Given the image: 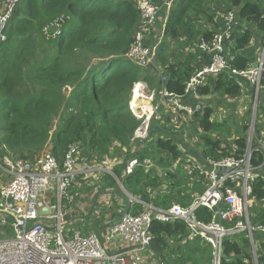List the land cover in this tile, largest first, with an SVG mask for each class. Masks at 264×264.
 I'll return each mask as SVG.
<instances>
[{"label":"trees","instance_id":"16d2710c","mask_svg":"<svg viewBox=\"0 0 264 264\" xmlns=\"http://www.w3.org/2000/svg\"><path fill=\"white\" fill-rule=\"evenodd\" d=\"M215 1V7L223 11L221 13L234 10L237 19L245 22V26L250 24L264 37V8L251 1ZM203 8L204 0H176L169 7L155 55L156 65L166 74L165 90L169 93L183 94L192 74L209 63L207 52L198 48L179 59L183 52L178 48L187 45L184 41L199 36L209 44L213 40L214 31L207 27L210 18H204ZM61 16L68 17V20L60 35L46 39L40 34L45 25ZM138 24L139 12L133 0H17L3 31L6 39L0 43V159L3 156L32 159L46 148L49 141L50 152L57 158L62 157L67 146L76 141L83 143V152L96 157L107 155L110 145L115 142L126 146L140 123L128 108L132 88L138 82L151 86L153 79L147 68L123 57ZM196 25L202 28L196 29ZM245 26L234 24L230 38L224 42L225 51L229 47L235 53L228 58L232 69H245L251 65L242 51L251 42L253 29ZM171 45L176 46L179 53H169ZM94 59L99 61L92 64ZM213 93L237 96L240 86L230 73L207 76L205 85L197 88V94L203 97ZM62 105L68 116L52 132V120ZM197 106L199 110L192 115L196 116L195 131L202 144L204 159H219L232 147L242 154L245 150L242 134L246 124L232 133L228 118H212L211 106L203 103ZM157 121L154 117L151 119L150 133L155 141L150 140L149 146L138 152L137 157L139 160L148 157L164 170L180 156V148L163 129L157 131L158 136L154 133ZM263 160L262 151L252 144L250 165L258 168ZM148 173L139 166L133 174L123 178V185L145 201L152 199L159 208H168L177 197L175 203L190 204L187 180L186 184H169L170 180H178L175 174L167 171L164 181L168 191L164 193L160 188L163 179ZM108 178L105 176L100 186L112 191L116 184L112 185ZM251 196L256 201L264 199V178L260 175L253 183ZM195 215L199 220L209 221L212 212L200 207ZM150 233V249L160 258L170 240L178 241L170 248L173 253L177 248V260H168L166 264H201V261L211 264L208 246L199 242L180 244L187 234L182 222L155 220ZM221 264H253L250 243L244 234L224 242Z\"/></svg>","mask_w":264,"mask_h":264},{"label":"built area","instance_id":"2783aa9c","mask_svg":"<svg viewBox=\"0 0 264 264\" xmlns=\"http://www.w3.org/2000/svg\"><path fill=\"white\" fill-rule=\"evenodd\" d=\"M133 2L139 12V24L123 57L154 72L158 80V99L146 83L140 85L139 101L136 104L132 100L128 102L129 111L140 123L126 146L115 142L107 155L96 157L83 152V143L76 141L57 158L48 151L49 141L32 159L8 156L0 159V264H147L148 255L152 256L153 264H166L150 249V227L155 220L182 222L187 234L180 244L199 242L208 246L211 264H221L226 240L244 234L250 243L253 264L261 263L262 255L257 252L259 244L254 234L264 232V221L253 222L251 213L252 186L257 177L254 173L257 168L250 165L254 136L247 139L249 148L242 154L232 147L219 159L205 158L207 166L190 159L182 160L180 167L185 171L191 198L187 206L172 203L168 208H159L152 201L129 192L123 185V178L133 174L139 166L145 172L155 168L160 172L157 176L163 179L160 188L165 193L164 170L148 157L141 160L137 157L151 140V119L161 118L159 111L162 109L172 110L171 113L180 111L187 116L195 114L200 108L198 104L194 107L183 104V98L197 96V88L205 85L207 76L221 73L247 78L256 106L257 96L264 89V46L253 65L245 69L231 68L224 42L230 38L236 16L234 10H229L222 14L225 28L214 33L212 42L209 44L201 39L197 43L199 50L207 52L209 63L192 74L183 94L169 93L165 90L166 74L156 65L154 56L167 19L166 14L158 26L159 12L167 11L172 0L159 4L152 0ZM16 3L17 0L0 1V43L6 39L3 31ZM67 20L68 17L61 16L48 23L42 34L46 39L56 38ZM53 28L57 30L51 31ZM155 30L157 41L148 43L147 38ZM142 99L148 100L150 107L143 105ZM254 122H250L252 128ZM255 140L259 144V136ZM173 164L175 169L177 162ZM118 168L121 176L116 173ZM105 176L114 178L120 192L100 186ZM108 193L123 202L115 208L111 218L110 203L105 199ZM43 207H48L50 212L38 215L37 211ZM200 207L212 212L209 221L196 217L195 211Z\"/></svg>","mask_w":264,"mask_h":264},{"label":"crops","instance_id":"0c3cea01","mask_svg":"<svg viewBox=\"0 0 264 264\" xmlns=\"http://www.w3.org/2000/svg\"><path fill=\"white\" fill-rule=\"evenodd\" d=\"M152 1L155 2L156 4H159L163 0H152ZM175 1L176 0H172V3ZM227 1H231V0H227ZM239 1L241 3L251 1V2L258 4L262 8H264V0H239ZM215 6H216L215 0H204V8H203L202 14L204 15L205 19L210 18V20H208V22H207L208 29L213 30L214 33H219L225 28V20H224L223 15H222L224 13H221L223 11H220L219 8L215 7ZM168 11H169V9L167 11H166V9L160 10L159 17L157 19L158 20L157 24L159 23L160 20L161 21L164 20L166 14H168ZM237 23L245 26V22H241L240 19L236 18L235 24H237ZM158 26H159V24H158ZM245 27H247V28L251 27L253 29V36H252L251 42L245 48V50L242 51V53L248 57V59H249L248 63L253 64V63H255L256 59L259 57V55L261 53V49L264 46V37H262L260 34H258L255 31L254 27H252L250 24H246ZM198 28L201 29L202 27L196 25V29H198ZM156 34H157V30L152 32V34L147 38L148 43H155L157 41V35ZM200 39H201V37L199 36L198 38H196L192 41H189V42L184 41L183 43H185L187 45L184 47L178 48L179 50H181L183 52V53L181 52L182 55H181V58H179V59L182 60L183 57H186L189 54V52H194L195 50H197V43ZM169 42L171 43V41H169ZM170 48L171 49L169 50V53H179L178 50L176 49V46L171 45ZM226 53H227L228 58H231L235 55V53H233L229 47L226 48ZM155 55H156V48H155ZM235 78L238 81L239 86H240V93L237 96H233V97L228 96V95L218 96L217 94H214V93L204 95L203 97H201V96L199 97V95H197V96L189 95L185 99L182 100V103L187 104L191 107H194L195 105L202 104V103L207 105V106H211L212 118L219 117L220 119H222L223 117H226V118L230 119L231 120V131L234 132L235 129L233 128V126L235 127V126L240 125V124L244 125V122H245L244 120H245L246 116H248L247 111L246 112L240 111V109L243 108V106L238 107V104L240 103L239 101H242L243 104L246 101H249L251 99L252 89H253L247 78H244V77H235ZM141 83L142 82H138V84H141ZM143 83H145V82H143ZM147 87L150 88L149 85ZM209 98H213V99L222 98V99H225L227 101L221 103L218 106H215L212 104H208L206 101H204V100H207ZM202 100H203V102H202ZM215 103H218V101L216 100ZM258 103L260 105L259 107H261V116H260L261 117V124L260 125L263 128L260 137L264 138V89H262L260 91V98L258 99ZM238 110L240 112H238ZM171 111L172 110H170V112ZM179 113H181V112L180 111H175V112L173 111L170 114V117H168L169 120H167V121L172 122V123L176 122L177 121L176 116ZM182 113L179 117L185 121L186 127H189L190 125L187 123L188 121L186 118V114H182ZM187 117H189V118L191 117V119H194L195 123L193 125V130H191V131L196 133V131H195V126H197L196 116L190 115ZM226 118H224V119H226ZM189 135H191L190 132H189ZM192 137L190 136V138H192V139H190L191 141L186 140L187 138L185 139V137H182V138L180 137V138L175 139V142L178 144V146L180 148V156L176 160L177 164H180L182 162V160L185 161L188 159L194 160L195 162H198V163H205L204 162L205 159L202 155L201 141L199 138H196V136L192 135ZM256 148L259 149L260 151H262L263 156H264V140H259V144L256 145ZM204 165L207 166L206 163ZM254 173L257 176L258 175L264 176V160H263L262 165L254 170ZM177 180L178 181L170 180L169 184H172V182H175L176 184L181 183V181L183 180V175L179 174V176H177ZM98 190H101L100 187ZM172 190H173V192L175 191L174 188H172ZM166 191H168V188L166 189ZM105 199L110 203V209H108V211L110 212L109 217L111 218V215L115 214V208H118L119 206L123 205V202L121 200H119V198L116 197L113 193H108V195L105 197ZM150 201H152V199H150ZM251 213L253 215L252 216L253 222L259 223V222L264 221V199L259 200V201L254 200V208L251 211ZM254 240H255L256 244H259L257 247L258 248V250H257L258 254L262 255L260 258L261 259L260 264H264V253H263L264 252V232H256L254 234ZM173 257H174V254H173ZM153 263L154 262H153L152 256L148 255L147 256V264H153Z\"/></svg>","mask_w":264,"mask_h":264},{"label":"rangeland","instance_id":"374dc122","mask_svg":"<svg viewBox=\"0 0 264 264\" xmlns=\"http://www.w3.org/2000/svg\"><path fill=\"white\" fill-rule=\"evenodd\" d=\"M57 30V28H53L51 31H56ZM63 32V31H62ZM42 36H44L42 33H40ZM46 40V39H45ZM51 52L52 53H54V50H51ZM99 60H96V59H94L93 61H92V64H95V63H97ZM254 64V63H253ZM252 64V65H253ZM89 67H87V69H88ZM149 70V73L151 74V76H152V81L150 82V84H151V86L147 83V86L149 85L150 86V88L148 87V89L151 91V90H154V93H155V98L156 99H158V94H157V90H158V88H157V86H158V80L156 79V75L154 74V72L151 70L150 71V69H148ZM140 85H144V83L142 82L141 84H139V87H140ZM134 86H135V84H134ZM134 86H133V88H134ZM133 88H132V90H133ZM132 95V92H131V94H130V96ZM147 95H149V93H147ZM260 98V93L258 94V96H257V100H256V106H255V101H254V95L252 96L251 95V99L249 100V101H246L244 104H243V102L242 101H239L240 103L238 104V107H241V106H243V108H241L240 109V111H247V114H248V116H246V118H245V122H244V124H246V127H245V130L243 131V134H242V136H244L245 138H246V140H245V150H247L248 148H249V144L247 143V139L250 137V136H254L253 138H252V140H251V146H252V144H253V146L254 145H258V142L255 140V137L257 136H259L260 137V135H261V133H262V127H261V107H259L260 105H259V103H258V99ZM130 99H131V97H130ZM143 100V102H142V104L144 105H147L148 107H150V104L151 103H149L148 102V100H146V99H142ZM216 100L218 101V103H215L216 102ZM130 101V100H129ZM204 101H206L208 104H212V105H215V106H218V105H220L221 103H223V102H226L227 100H225V99H222V98H217V99H213V98H209V99H207V100H204ZM202 102H203V100H202ZM129 104V103H128ZM237 111V110H236ZM239 110H238V112H240ZM147 113V112H146ZM169 113V110H167V109H162V110H160L159 111V116L161 117V118H158L157 120H159V121H157V123H156V128L154 129V133H156V135L158 136V133H157V131H160V130H162L163 129V131H164V133L165 134H167V135H169V136H171V137H173L174 139H177V138H182V137H185V139L186 140H189V141H191L190 139H192L193 137H192V135L193 136H196V138H198V136H197V134L196 133H194L193 131H191V130H193V125H194V119H191V117L189 118V117H187V115H186V118H187V123L190 125L189 127H186V123H185V121L182 119V118H180V117H178L177 118V121L176 122H174V123H172V122H169V121H167V120H169V118H166ZM257 114H259L258 115V117H256L257 116ZM68 116V112H67V110H66V107L64 106V105H62V107H61V111L53 118V120H52V132H54L59 126H61V124L64 122V120L66 119V117ZM166 116V117H165ZM157 118V117H156ZM218 119H220L219 117H217ZM139 120V119H138ZM253 120H255V122H254V127L252 128V123H250V122H252ZM228 122L231 124V120L230 119H228ZM241 126H243V124H240V125H237V126H233V128L234 129H238V128H240ZM251 129H253L252 130V132H251ZM189 132L191 133V135H189ZM232 132V131H231ZM235 132V131H234ZM233 133V132H232ZM214 134V136H217V133H213ZM151 136V140L154 142L155 141V138H154V136L153 135H150ZM190 136L192 137V138H190ZM263 138V137H262ZM261 137H260V140H264V138L262 139ZM226 141H229V143L232 141V140H226ZM50 143H51V141H50ZM178 145V144H177ZM149 146V145H148ZM147 146V147H148ZM146 147V148H147ZM150 147H151V145H150ZM179 147V146H178ZM145 149V148H144ZM251 149V148H250ZM48 151H51V148L49 147L48 148ZM150 152H153L151 149H150ZM152 156H154V152L151 154ZM156 157V156H155ZM167 163V162H166ZM173 164V163H172ZM174 165V164H173ZM173 165H171V166H173ZM170 166V167H171ZM168 169H169V167L168 168H166V169H164V171H163V173L166 175L167 174V171H168ZM175 169L178 171V172H180V174H182L183 175V177H184V179L181 181V184H186V180H187V178H186V175H185V171H184V169H182L181 167H180V164H175ZM149 173H148V175H151V176H155V177H158L157 175H158V172H159V170H158V172H157V170L155 169V168H152L150 171H148ZM169 172V171H168ZM116 173H118V175L119 176H121V170L118 168V169H116ZM108 180L110 181V183H112V185L115 183V180H114V178L113 177H109L108 178ZM127 183L128 182H126V185H127ZM117 190H118V192H120V190L118 189V186H116L115 187ZM181 192V191H180ZM178 198V197H177ZM174 199L173 200V203H175V202H178V199ZM189 200V199H188ZM185 201V200H184ZM253 202H254V199H253ZM176 204H178V203H176ZM253 208H254V204H253V206H252V208H251V211L253 210ZM74 229H77V227H74ZM177 240H175V243L173 242V241H171L170 240V244H169V246H168V248H167V250H165V253L164 254H162V256H161V259L165 262V263H167L168 262V260H170V261H173L174 259H176L177 260V254H178V251H177V248L175 247V249H174V252L175 253H173L171 250H170V248H171V246H173V244L174 245H176L177 244ZM182 247V246H181ZM173 254H174V257H173ZM196 258V257H195ZM207 261V260H206ZM197 262H200V261H195V263H197ZM208 262V261H207ZM253 262V261H252ZM201 264H204V262L203 261H201L200 262ZM177 264H180V263H177Z\"/></svg>","mask_w":264,"mask_h":264},{"label":"bare ground","instance_id":"6f19581e","mask_svg":"<svg viewBox=\"0 0 264 264\" xmlns=\"http://www.w3.org/2000/svg\"><path fill=\"white\" fill-rule=\"evenodd\" d=\"M138 98H141V96H139V84L136 83L134 88H133V90H132V95H131V99L130 100H132V102L134 104H136L139 101ZM132 106H134V105H132Z\"/></svg>","mask_w":264,"mask_h":264},{"label":"water","instance_id":"95a60500","mask_svg":"<svg viewBox=\"0 0 264 264\" xmlns=\"http://www.w3.org/2000/svg\"><path fill=\"white\" fill-rule=\"evenodd\" d=\"M169 172L175 174L176 176H179V174L175 171V169L171 166L168 169ZM50 212V209L48 207H43L37 211L38 215L48 214Z\"/></svg>","mask_w":264,"mask_h":264},{"label":"clouds","instance_id":"9594fccd","mask_svg":"<svg viewBox=\"0 0 264 264\" xmlns=\"http://www.w3.org/2000/svg\"><path fill=\"white\" fill-rule=\"evenodd\" d=\"M132 92V91H131ZM131 97V96H130ZM130 100V99H129Z\"/></svg>","mask_w":264,"mask_h":264}]
</instances>
